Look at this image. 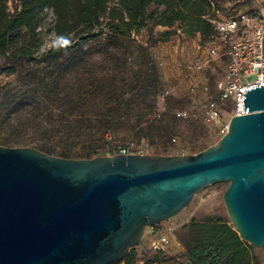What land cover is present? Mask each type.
Wrapping results in <instances>:
<instances>
[{"label": "rangeland", "instance_id": "1", "mask_svg": "<svg viewBox=\"0 0 264 264\" xmlns=\"http://www.w3.org/2000/svg\"><path fill=\"white\" fill-rule=\"evenodd\" d=\"M214 1L221 5L216 14L221 19L264 13V0ZM9 7L14 13L20 3L11 0ZM53 21L50 17L42 26L45 46L36 60L12 62L0 57V146L84 160L112 156L124 145L147 155L154 145L175 144L177 139L187 142L192 151L186 148V152L198 153L226 135L205 115L216 81L226 73L224 36L191 35L183 23L169 28L148 20L140 32L114 34L105 28L97 38L42 59L59 41ZM211 47L218 55L210 54ZM177 112L188 115L179 118ZM237 113L242 114L240 107L231 101L224 122L230 123ZM229 186H210L188 208L162 223L165 232L174 230L175 244L182 227L193 220H230L224 203ZM154 239L147 229L130 255L138 250L148 257L154 252ZM253 248L264 263V247Z\"/></svg>", "mask_w": 264, "mask_h": 264}, {"label": "water", "instance_id": "2", "mask_svg": "<svg viewBox=\"0 0 264 264\" xmlns=\"http://www.w3.org/2000/svg\"><path fill=\"white\" fill-rule=\"evenodd\" d=\"M243 103L197 155L75 160L0 146V264H125L147 228L219 183H230L224 203L237 233L264 247V86Z\"/></svg>", "mask_w": 264, "mask_h": 264}, {"label": "trees", "instance_id": "3", "mask_svg": "<svg viewBox=\"0 0 264 264\" xmlns=\"http://www.w3.org/2000/svg\"><path fill=\"white\" fill-rule=\"evenodd\" d=\"M10 1L0 0V57L12 62L36 60L45 46L42 26L50 17L59 41L42 59L57 57L97 38L105 28L114 34L140 32L148 20L169 28L183 23L188 34L212 35L217 30L211 19L221 10L214 0H18L20 10L13 13ZM106 19L108 22L102 27ZM95 27H100L99 31H93ZM171 32L168 31L166 41ZM181 232L179 242L186 249L189 264H263L231 220H193ZM136 257L134 251L125 264H135Z\"/></svg>", "mask_w": 264, "mask_h": 264}, {"label": "built area", "instance_id": "4", "mask_svg": "<svg viewBox=\"0 0 264 264\" xmlns=\"http://www.w3.org/2000/svg\"><path fill=\"white\" fill-rule=\"evenodd\" d=\"M211 22L217 33L225 38L226 46L222 55L227 65L224 77L216 81V91L211 94L206 104L205 115L216 125L222 126L227 134L230 123L224 122V115L231 101L239 106L243 103L247 91L259 87L260 84L264 86V13L258 16L241 14L238 18L227 19L216 16ZM209 52L212 56L218 55L215 47H211ZM166 96L163 95V98ZM187 115L186 112L176 113L179 118ZM116 155L145 154L133 152L124 145L112 156ZM147 229L155 238L152 246L154 252H167L172 243V236L175 235L174 230L165 232L162 223Z\"/></svg>", "mask_w": 264, "mask_h": 264}, {"label": "crops", "instance_id": "5", "mask_svg": "<svg viewBox=\"0 0 264 264\" xmlns=\"http://www.w3.org/2000/svg\"><path fill=\"white\" fill-rule=\"evenodd\" d=\"M186 148L190 150L188 147L187 142L177 139L175 144H170L168 141H162L159 144H156L153 146V151L151 153H148L147 155H158V156H183V155H197L201 153L199 151L198 153L194 152H186ZM192 151V150H190ZM172 238V243L165 253H159L160 258L157 259L158 253L153 252L148 257H142L141 254L136 251L137 257H136V263L135 264H183L188 263L189 260L187 257L186 249L185 247L177 241ZM137 248V247H136ZM135 248V249H136Z\"/></svg>", "mask_w": 264, "mask_h": 264}, {"label": "bare ground", "instance_id": "6", "mask_svg": "<svg viewBox=\"0 0 264 264\" xmlns=\"http://www.w3.org/2000/svg\"><path fill=\"white\" fill-rule=\"evenodd\" d=\"M239 107H240V110H241L242 114H244L245 113V109H244V104L242 102L240 103Z\"/></svg>", "mask_w": 264, "mask_h": 264}]
</instances>
